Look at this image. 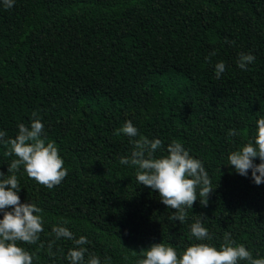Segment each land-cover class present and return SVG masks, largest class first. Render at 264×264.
I'll return each mask as SVG.
<instances>
[{"label":"trees","instance_id":"1","mask_svg":"<svg viewBox=\"0 0 264 264\" xmlns=\"http://www.w3.org/2000/svg\"><path fill=\"white\" fill-rule=\"evenodd\" d=\"M241 52L255 57L247 71L236 63ZM220 61L226 70L217 79ZM262 117L264 0H15L10 9L0 0V131L15 138L18 124L40 119L42 138L68 170L52 189L23 166L16 173L20 202L43 210L37 244L18 242L33 264H69L76 246L55 240L53 226L86 236L85 261L95 255L101 264H137L156 243L178 255L194 243L219 249L225 233L264 258V183L227 163L254 142ZM127 121L161 139L156 157L176 140L203 162L214 191L206 207L194 202L184 223L169 220L175 210L137 184L135 167L119 163L132 149L129 137L115 134ZM6 151L0 143L4 175L16 158ZM197 219L211 240L191 237Z\"/></svg>","mask_w":264,"mask_h":264},{"label":"clouds","instance_id":"2","mask_svg":"<svg viewBox=\"0 0 264 264\" xmlns=\"http://www.w3.org/2000/svg\"><path fill=\"white\" fill-rule=\"evenodd\" d=\"M15 0H3V7L10 9ZM226 42L227 39H226ZM231 43H234L231 42ZM216 53H210V57ZM255 60L254 55L241 52L236 61L241 70H248V65ZM226 70L223 61L215 64V75L219 79ZM35 113L33 116L35 117ZM257 132L254 142L249 141L228 156V164L242 176H248L256 185L264 183V117L256 121ZM44 125L40 119L34 118L30 127L18 124L15 138L5 139L7 132L0 131V143L7 146L5 155L15 156L8 167V175L0 172V264H33V255L18 242L30 245L37 244L40 234L44 231L42 209L31 202H20L17 194L21 188L16 173L23 166L30 179L52 189L59 185L67 176L68 170L53 142H45L41 134ZM116 135L124 134L130 138L132 144L130 156L120 157L119 163L136 168L138 185L147 186L157 191L162 203L173 209L168 219L184 223L188 218V209L199 198L200 204L208 205L210 193L214 191L211 180L201 160L189 155V152L179 141H172L167 145V156L156 157L155 153L163 149V142L159 138L149 139L140 135L131 121L119 128ZM228 135L236 136L240 133L230 129ZM139 137V138H137ZM259 157L260 163L255 164L254 158ZM11 208L10 211L6 210ZM64 223H67L65 221ZM52 233L55 240H71L76 247L69 249L67 260L69 264H101L100 258L90 255L85 261L87 251L83 245L90 243L86 236L78 239L64 226H53ZM191 237L197 241L211 240L209 230L197 219L190 226ZM55 240L49 241V255ZM43 247V242H40ZM142 258L137 264H264V258H254L252 252L243 244L236 245L230 233L224 234V243L219 249L209 243H194L181 253L164 243H156L146 250H141ZM110 259V258H109Z\"/></svg>","mask_w":264,"mask_h":264}]
</instances>
